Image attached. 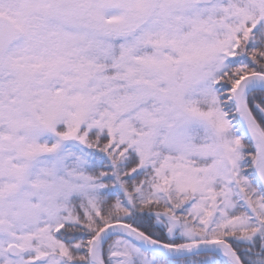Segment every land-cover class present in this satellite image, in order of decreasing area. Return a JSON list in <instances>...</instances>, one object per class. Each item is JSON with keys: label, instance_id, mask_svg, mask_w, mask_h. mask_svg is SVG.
I'll list each match as a JSON object with an SVG mask.
<instances>
[{"label": "snow or ice", "instance_id": "obj_1", "mask_svg": "<svg viewBox=\"0 0 264 264\" xmlns=\"http://www.w3.org/2000/svg\"><path fill=\"white\" fill-rule=\"evenodd\" d=\"M0 264H264V0H0Z\"/></svg>", "mask_w": 264, "mask_h": 264}]
</instances>
